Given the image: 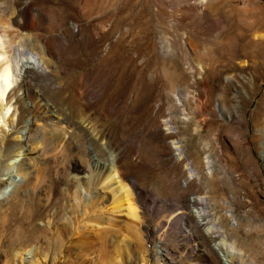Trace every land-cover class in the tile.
I'll return each mask as SVG.
<instances>
[{
    "label": "rangeland",
    "instance_id": "374dc122",
    "mask_svg": "<svg viewBox=\"0 0 264 264\" xmlns=\"http://www.w3.org/2000/svg\"><path fill=\"white\" fill-rule=\"evenodd\" d=\"M32 1L45 26L55 22L62 30L37 38L19 27L12 1L0 0V26H13L11 53L44 56L54 84L48 103L58 115L70 110L72 123L97 135L96 144L81 141L92 148L90 157L108 163L118 150L124 153L120 180L129 185L140 220L120 214L103 254L100 235L85 228L93 220L88 200L96 178L88 173L89 157L74 154L62 177L56 175L65 165L61 147L45 158L30 147L28 155L13 154L5 170L0 158V264H264V45L240 25L264 22V0H252L248 18L226 17L228 6L241 7L242 0H224L205 19L174 12L180 0ZM95 26L105 36L90 44L86 37ZM30 84L44 90L37 79ZM23 117L26 125L35 122ZM45 131L48 143L68 133L81 140L73 127ZM107 188L101 193L109 209L117 185ZM198 210L206 213L203 227L195 226ZM32 226L44 232L39 245ZM209 227L220 234L214 240ZM64 228L58 254L54 232ZM82 238L69 254L64 250L70 239ZM215 244L227 249L231 262Z\"/></svg>",
    "mask_w": 264,
    "mask_h": 264
},
{
    "label": "bare ground",
    "instance_id": "6f19581e",
    "mask_svg": "<svg viewBox=\"0 0 264 264\" xmlns=\"http://www.w3.org/2000/svg\"><path fill=\"white\" fill-rule=\"evenodd\" d=\"M11 1L12 6L15 10V17L18 19L17 22L19 27L21 29L29 28L32 31H36L37 38H42L44 35H55V33L61 29L57 25H55V22L49 24L48 26H45L44 13L42 9L35 5L32 0ZM180 1V4L177 5L178 7L174 8V12L180 13L182 17L184 16L187 18H194L196 16H202V18L205 19V17L209 16L210 12L212 11L211 7L213 4L219 2L222 3V1L224 0ZM226 4L228 3L226 2ZM251 4L252 0H242L241 7H238V5L234 6V4L229 5L228 8L225 10L224 14H226V17L229 18L233 16H236L238 18H248L252 16V13L254 11L252 9ZM226 7L227 5H225V8ZM215 10L217 11V9ZM255 20L252 21L250 19V21H252L250 23L241 22V29L245 34L252 33L253 42L260 45H264V22L260 20ZM238 25L239 23L236 24V26ZM12 29L13 26L10 24H8L7 26H0V158H2L1 170L7 169L5 164L13 156V154H18L21 152L23 153V155H28V148L30 147L35 150H38L40 156H43L44 158L49 154L55 156L56 151L58 150L57 148L61 147V149H59L60 153L65 159V165H62V171H57L56 175H61L62 177H66L68 175L69 169L71 167L72 157L74 154V156L84 155L85 157H89L88 173L92 176L95 175L96 178H94V181L90 183V190L92 196L88 200V209L91 210L90 213L91 218H93V220H91V222L89 223L90 226L85 228H89L93 233H97L98 235H100L99 249L103 252V254H106L107 244L110 239V233L114 231V222L115 220H117L118 216L125 212L127 217L132 219L133 221L139 222L140 220L138 206L134 201L129 185L120 180L122 174L117 164L119 160L122 159V157L124 156V153L118 150L120 154L117 155V158H115V160L111 162L108 161V163L104 162L105 160L102 161L100 159H94L93 156L90 157V153H93L92 148H85L83 145H81V141H86L88 145L96 144V139L94 138H96L97 135L93 137L90 131L79 129V126L76 123H72L70 121V116H72L70 110L62 115H58L55 108L48 103V101H50L48 98H52L54 95V84L52 79L49 77L51 71L49 70L48 64L45 61L44 56L41 54L31 52L30 57L25 58L20 53H11L12 42L10 32L12 31ZM65 36L66 35L63 32L61 34V38H65ZM79 36H83L82 30L79 31ZM104 36V30L96 27L93 28L92 31L87 34L86 38L90 44H94L96 42H99ZM28 38L29 37L26 36L25 40H29ZM44 45L46 46L48 53L51 55L50 43L44 42ZM232 47L233 45L231 47L225 48L226 54L233 53ZM197 70L199 72H202L204 70L203 66L199 65ZM34 79H37L42 82V84L44 85V90L37 91L33 88V86L31 85L32 83L30 84V82ZM241 91L244 93L243 89ZM91 101L88 102V105H90ZM23 113L27 116H31V118L34 119L35 122L26 125ZM80 113L82 112H78L79 115ZM233 115V119H238L239 115L237 113ZM45 116L47 117V120H43L42 124H38L36 122V119H42ZM228 118H230L231 120L232 116L229 115ZM170 123L171 122L169 120L165 121V125H168ZM54 127L56 129L61 130H63V127H73L75 129H78L79 137L81 138V140L75 141L73 139V135L68 133L64 135L58 143H48L45 140V130L46 128L55 129ZM206 164L209 168L210 162L208 160L206 161ZM16 169L19 175L22 176L21 173L23 171V166L18 165ZM189 173L191 177H194L195 170L190 169ZM123 178L127 180V177L123 176ZM112 182L117 185V188L110 190V194H112V208L110 207L109 209H107V206L104 205V203H106L104 195L101 192L105 190V188H107V186H109V184ZM131 183L133 184V186L135 185L133 181H131ZM4 185L0 183V188H2V186ZM78 186L79 184L77 183L76 187ZM32 188V193L34 196L37 190L40 188L39 184H35ZM56 188L57 187L54 186V188L50 189L46 199L47 203L51 201L52 196L55 192H57ZM205 202L206 199H204V203ZM36 207L37 210L38 208H40L38 202L36 204ZM195 214L196 215L194 216L197 218L195 219V226H205L207 224L206 213L204 211L198 210L195 212ZM32 227L34 228L36 234H34L32 238L35 239L36 245H39V238L44 237L43 235L41 236V233L44 232L40 229H37L36 226ZM64 227H66V225H64ZM67 231L68 228H64L61 229L60 233H58V230L54 232L57 236L54 243L55 246L54 248H52L54 252H58V254L61 253V249L63 248L62 244L65 243ZM216 231H218V229L209 227L208 230L206 229V234L210 235L209 238L211 240H214L220 235ZM161 239L163 238H160L159 240ZM83 240L84 238L74 241H71L70 239V245L64 250L67 251V253L71 252L73 247L76 246L78 242L83 243ZM87 244L91 245L92 242H89ZM213 247L214 250H218L220 257L226 262L232 261L231 254L227 251V249H224L222 245L215 244ZM163 252L166 253L167 259L171 260L172 262L174 261L168 250H165Z\"/></svg>",
    "mask_w": 264,
    "mask_h": 264
}]
</instances>
